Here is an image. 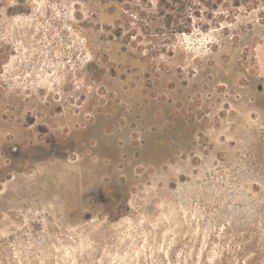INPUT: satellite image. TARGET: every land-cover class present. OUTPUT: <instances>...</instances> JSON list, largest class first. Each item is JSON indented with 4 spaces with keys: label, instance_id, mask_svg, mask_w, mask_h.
Segmentation results:
<instances>
[{
    "label": "rangeland",
    "instance_id": "374dc122",
    "mask_svg": "<svg viewBox=\"0 0 264 264\" xmlns=\"http://www.w3.org/2000/svg\"><path fill=\"white\" fill-rule=\"evenodd\" d=\"M0 264H264V0H0Z\"/></svg>",
    "mask_w": 264,
    "mask_h": 264
},
{
    "label": "trees",
    "instance_id": "16d2710c",
    "mask_svg": "<svg viewBox=\"0 0 264 264\" xmlns=\"http://www.w3.org/2000/svg\"><path fill=\"white\" fill-rule=\"evenodd\" d=\"M22 10V9H21Z\"/></svg>",
    "mask_w": 264,
    "mask_h": 264
}]
</instances>
